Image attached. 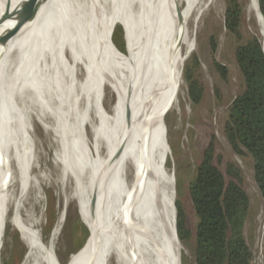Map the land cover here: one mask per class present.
<instances>
[{
  "label": "bare ground",
  "instance_id": "1",
  "mask_svg": "<svg viewBox=\"0 0 264 264\" xmlns=\"http://www.w3.org/2000/svg\"><path fill=\"white\" fill-rule=\"evenodd\" d=\"M249 1L264 43L257 1ZM9 2L26 17L27 24L21 25L8 14L0 27L4 37L0 50V243L10 197L16 191L15 161L24 187L28 182L30 154L26 147L31 133L26 132L27 139L22 136V122L35 114L41 123L44 107H48L56 117L53 130L59 141L61 194L69 187L65 199L76 202L82 222L91 230L90 241L67 264H107L112 254L118 264H178L183 248L174 228L175 169L165 166L164 116L169 100L178 102L183 67L195 45L194 26L213 0H133L124 4L129 10L124 16L120 14L124 8L121 0H39L36 19L33 0ZM114 2L117 12L111 15L105 10ZM181 3H186L185 8L170 21ZM97 5L103 6V12L96 11ZM132 10H137L136 18H132ZM2 11L0 2V14ZM118 24L124 29L129 55L117 53L110 44ZM60 49L69 55L68 65L80 62L87 72L90 69L83 82L84 89H91L89 111L96 124H90V141L84 127L75 124L73 114L69 134L62 136V92L69 90L74 74L62 64ZM12 85L17 87L15 91ZM104 89L114 95L110 113L102 105ZM50 90L59 100L48 97ZM73 91L74 103L77 91ZM73 103L69 107L76 111ZM42 122L47 124L46 119ZM115 153V161L108 166ZM14 206L11 223L27 248L23 264H60L54 241L66 216L65 207L45 244L38 232V218L26 216L24 207Z\"/></svg>",
  "mask_w": 264,
  "mask_h": 264
},
{
  "label": "rangeland",
  "instance_id": "2",
  "mask_svg": "<svg viewBox=\"0 0 264 264\" xmlns=\"http://www.w3.org/2000/svg\"><path fill=\"white\" fill-rule=\"evenodd\" d=\"M132 1L133 0H121L120 4L124 5L126 3L127 5V3H132ZM204 1L208 2L209 0ZM228 1L229 0H213L212 4L202 12V15L194 26V49L189 54L184 66L190 65L194 57L197 58L198 67L195 77L203 92L202 99L197 106L192 105L188 95L187 84L184 78H182L183 85L181 87V93L178 96V102H174V99L169 100L164 116V139L165 143L168 144L165 166L175 169V194H177V187H180L181 196H179V198L187 214L188 225L193 229L195 219L188 196V186L189 182L195 176L196 167L201 159L203 150L208 145L211 137H214L216 143L215 164H217L219 169L223 172L227 162H234L243 174L244 190L250 203L249 217L244 227V237L253 256L252 264H262V252L264 248V199L253 180L251 162L249 160L239 159L232 152L223 134V123L228 106L242 90L241 77L234 60L235 48L246 42L252 36L259 37L263 51L264 43L255 15L250 10L249 0H236L241 7L239 27L241 38L236 39V37L230 35L226 31L224 16ZM116 5L117 3L115 2L113 5L108 4L106 6L108 9L105 8V11L109 12L111 15L113 13L115 14L117 12ZM126 5H124L120 13L123 16L127 11V13H129ZM185 6L186 3H181L179 8L171 15L170 21H174ZM103 10L104 8L102 5H97L96 11L101 13ZM136 11L137 10H132V18H136ZM167 22H169V19H167ZM191 25L192 23L189 24V28H192ZM114 34L115 36H119L124 49H126L124 29L120 24L115 27ZM212 38L216 43L215 51L211 48ZM74 51H76V49H74ZM64 53L63 49L58 51L62 64L68 66L69 70L74 74V77L70 80L71 88L69 87L68 91L67 88L63 89L62 92V95L65 96L62 110L60 111L61 115H59V117H62L60 118V122L63 126L62 136L64 139V137L69 134L68 128L69 126L71 127L73 122V117L71 116V114H73L75 117V124L77 125L78 123L84 127V132L87 133L88 140L90 141V124H92V126H96V124L95 116L89 111L92 102L91 89H84L83 85L85 77L90 73V69L87 72L85 68L80 66V62L78 64L68 65L67 57H69V55L67 54L66 57ZM81 53L82 52L77 51L76 55L82 57ZM126 53L127 52H125V55ZM214 61L226 68V79H222L216 72L213 64ZM18 86L19 84H17V87ZM17 87L12 85L11 88L15 91ZM74 89L77 91V96L74 100L75 104L71 100V93H74ZM216 93L220 95L219 100L217 99ZM13 94L14 93H12V95ZM49 96L54 99L55 96L52 90L48 92V97ZM56 100H59V98L54 99V102ZM40 101L43 102V104L46 103V100L42 97H40ZM113 102L114 95L111 90L104 89L102 105L109 113ZM70 103L76 106V111L70 109ZM24 104L26 105L25 102ZM81 108L86 109V112L84 113V111H81ZM44 111L45 115H43V117L45 116V118L41 120L44 121L46 119L47 124L45 123V125H42L41 123L43 122L41 120V123H39L35 118V114H33L34 117L32 119L27 120L25 123L22 122V136L27 139L26 132L31 133H29L30 137L26 147L30 154L29 171H27L25 175V177L28 178V182L24 187L26 183L22 184L21 171L17 166L18 162L15 161L14 168L12 164V172L16 177V184L14 185L16 191L14 195L10 197V211L4 225L5 227L0 243V264L4 262L6 264H23L22 261L27 251L25 244L20 239L19 233L13 228L11 223V217L13 216L12 211H14L13 209L16 207L14 205L22 206V209L24 207L23 213L26 216H31L33 219L38 218V232L45 244L49 243L59 214L65 207L66 216L57 234L58 236H56L54 241V253L57 255L55 256L60 264H67L69 257L76 254L84 247L86 228L80 219L77 204L74 200H69V198L65 199L66 195H69V187L65 191L66 194H61V168H59L57 162L59 141L53 130V121H56L55 113L48 107H44ZM75 113L78 114V117H76ZM19 128L21 127L19 126ZM138 140L141 142V133L138 135ZM87 150L89 155H93L91 149L87 148ZM178 178L180 180V185L178 184ZM17 192L19 193L17 194ZM177 198L176 195L175 201ZM182 248L183 250L180 253L178 264H182L183 259L186 260L187 264H192L193 255L191 250L184 247L183 244ZM107 264H118L115 255L112 254L108 258Z\"/></svg>",
  "mask_w": 264,
  "mask_h": 264
},
{
  "label": "trees",
  "instance_id": "3",
  "mask_svg": "<svg viewBox=\"0 0 264 264\" xmlns=\"http://www.w3.org/2000/svg\"><path fill=\"white\" fill-rule=\"evenodd\" d=\"M257 3L264 20V0H257ZM224 19L226 31L240 39L241 7L236 0L227 2ZM111 39L115 48L125 54L119 36L113 33ZM211 48L213 51L216 49L213 38ZM234 60L242 90L226 110L223 134L232 152L239 159L251 162L253 180L264 199V53L259 37L252 36L238 45L234 50ZM213 64L220 77L226 79V68L216 61ZM197 67L198 60L194 57L183 70L193 106L200 103L203 94L195 77ZM216 96L219 100V93ZM215 147L212 136L202 152L195 176L189 182L188 196L195 219L193 229L188 225L187 214L179 198L180 187H177L175 207L180 238L183 246L192 252V264H252L253 256L244 237L250 203L244 190L243 174L234 162H227L222 172L214 162ZM262 256L264 264V248ZM182 264H187L185 259Z\"/></svg>",
  "mask_w": 264,
  "mask_h": 264
},
{
  "label": "water",
  "instance_id": "4",
  "mask_svg": "<svg viewBox=\"0 0 264 264\" xmlns=\"http://www.w3.org/2000/svg\"><path fill=\"white\" fill-rule=\"evenodd\" d=\"M257 1V0H256ZM1 3H3V11L2 13L0 14V27L2 25V22L4 21L6 15L10 14L12 15L13 17H15L19 23L21 25H26L27 24V19L24 15H22L21 13L19 12H16L14 11L12 8H11V5H10V2L9 0H0ZM33 3H34V7L36 8L37 10V14H36V17L35 19L37 18L39 12H40V8H41V5H40V2L39 0H33ZM257 9H258V12H259V7H258V3H257ZM259 15L261 17V20H262V23H263V26H264V20L259 12ZM110 44L111 46L114 48V50L117 52V53H120L116 48L115 46L113 45L112 41H110ZM4 46V37L2 35V33L0 32V50L3 48ZM262 51H263V48H262ZM125 52L126 49H125ZM264 53V51H263ZM127 55L128 52H127ZM129 61H128V57L126 58V64L128 65ZM116 154L115 153L109 163L108 166H111V164L115 161V158H116ZM107 170H108V167H107ZM91 207H92V203H91ZM90 217H91V221H92V210L90 208ZM81 219V218H80ZM82 221V220H81ZM82 224L84 225V223L82 222ZM85 226V225H84ZM86 228V239H85V242H84V245L87 244V242L90 241V236H91V230L89 227L85 226ZM174 228H175V235H176V240H177V243L180 247H182V241H181V238H180V223H179V219H178V213H177V210H176V207H175V204H174ZM83 245V246H84ZM262 261H263V256H262Z\"/></svg>",
  "mask_w": 264,
  "mask_h": 264
}]
</instances>
